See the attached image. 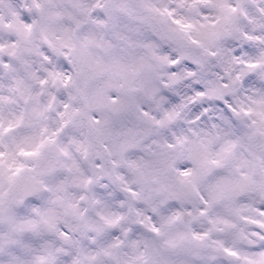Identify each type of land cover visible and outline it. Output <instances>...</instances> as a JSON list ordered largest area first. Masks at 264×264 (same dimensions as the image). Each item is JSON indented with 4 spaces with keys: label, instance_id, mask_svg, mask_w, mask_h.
Listing matches in <instances>:
<instances>
[{
    "label": "snow or ice",
    "instance_id": "6c2138e0",
    "mask_svg": "<svg viewBox=\"0 0 264 264\" xmlns=\"http://www.w3.org/2000/svg\"><path fill=\"white\" fill-rule=\"evenodd\" d=\"M0 264H264V0H0Z\"/></svg>",
    "mask_w": 264,
    "mask_h": 264
}]
</instances>
